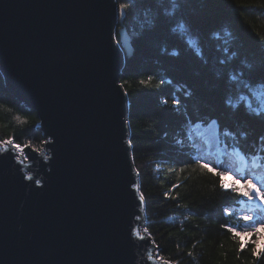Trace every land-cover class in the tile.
<instances>
[{"label": "water", "instance_id": "obj_1", "mask_svg": "<svg viewBox=\"0 0 264 264\" xmlns=\"http://www.w3.org/2000/svg\"><path fill=\"white\" fill-rule=\"evenodd\" d=\"M122 13L116 0H0V71L51 140L24 149L27 166L0 153V264H153L151 238L133 235L146 215L130 189Z\"/></svg>", "mask_w": 264, "mask_h": 264}, {"label": "trees", "instance_id": "obj_2", "mask_svg": "<svg viewBox=\"0 0 264 264\" xmlns=\"http://www.w3.org/2000/svg\"><path fill=\"white\" fill-rule=\"evenodd\" d=\"M116 3L123 13L115 38L121 45V27L130 37L121 83L131 154L157 254L173 264H264V255H251V243L241 251L221 227H248L238 209L244 198L195 166L198 142L189 130L216 121L222 148L264 165V0ZM39 122L9 94L0 72V140L42 148ZM173 184L179 187L166 197Z\"/></svg>", "mask_w": 264, "mask_h": 264}, {"label": "snow or ice", "instance_id": "obj_3", "mask_svg": "<svg viewBox=\"0 0 264 264\" xmlns=\"http://www.w3.org/2000/svg\"><path fill=\"white\" fill-rule=\"evenodd\" d=\"M151 77L148 78V81L141 80V84L150 83ZM121 88H123V84L120 85ZM125 95H127V92L125 90ZM178 100H173V105H178ZM210 141H215V132L212 131L208 134ZM51 140L46 139L41 141L42 145L50 144ZM129 145L132 144L131 140H128L127 142ZM25 148H32L35 152L43 153V148H35L31 142L27 144H21L16 143L14 138H9L5 140H0V153L3 152H12L14 155V159L18 164L26 165L27 162V156L24 154ZM43 159L47 161L49 157L47 155L43 156ZM241 169L240 171L243 172L244 168L248 167L247 162L244 159H241ZM195 166L198 167L202 172H207L208 174L214 175L215 177L219 178V184L220 188L224 192H229L233 194L236 197H243L244 200L255 202L260 201L261 204H264V184L257 183L258 180L261 178L259 176L255 175H241L240 177H236L232 174L230 170L224 169L222 167L214 166L212 163L203 160V159H197L195 160ZM253 168H257L258 165L253 162L252 164ZM136 174H139L138 169H134ZM180 172L184 171V168H180ZM26 180H32L31 174H27L24 177ZM36 185L40 186V181L36 180ZM179 187L178 184H173L171 188H169L168 192H165L164 195L167 197L171 191H173L175 188ZM130 189L133 190L135 193L138 194V201L142 205L144 202V194L140 191V186L133 183L130 185ZM176 197H172V199H175ZM244 202L243 200L241 201ZM255 205H249V210H251ZM225 215H231L230 211L226 208L224 210ZM137 220L140 219L139 216L136 217ZM241 219L244 222H252L248 227H245L243 230H240L236 227H233L229 224H222L221 227L226 229L227 232L232 234V239L234 241H239V248L241 251H243L249 243L253 245L251 248V255L254 258H259L262 255H264V222H261L259 220H254V217L249 214H245L241 217ZM144 233L147 234L150 238L151 234L148 232L147 228L143 229ZM133 235L143 240L145 237L140 234V231L138 229H135L133 232ZM253 236H255V239H251ZM153 245H155V241H152ZM158 247V246H157ZM149 260H153V264H155L156 261H159L160 264H173L172 261L167 260L164 258V256L157 255L153 257L151 253L148 257Z\"/></svg>", "mask_w": 264, "mask_h": 264}, {"label": "rangeland", "instance_id": "obj_4", "mask_svg": "<svg viewBox=\"0 0 264 264\" xmlns=\"http://www.w3.org/2000/svg\"><path fill=\"white\" fill-rule=\"evenodd\" d=\"M260 94L258 92H254V99H258ZM247 102H249L248 99H246ZM193 133L197 134L198 136H201L204 145L203 147L200 148L195 147V150L197 153H202L206 152L207 156L204 154L202 156L197 155V157H201L203 160H206L210 163H212L214 166L217 167H222L224 169L230 170L233 175L236 177H240L241 175H255L259 176L261 179L257 181L259 184H264V171H262L263 174L258 171L259 168L255 171L248 170L245 173L240 171V165H241V157L239 154L236 153H231V155L228 158H224L223 155L221 154V150L219 148V143L216 135V130L212 126V124H209L208 127L203 128L199 125H196L194 127L190 128ZM214 131L215 132V141H210L208 134L210 132ZM252 167H250L251 169ZM246 169V168H245ZM255 205L251 210H249V205ZM243 211L246 214L252 215L254 217V220H259L261 222H264V204H261L260 201H247L246 204L243 205ZM250 223H252L250 221ZM144 227L141 228L138 227V230L140 233L143 235L145 234L143 231ZM157 250H154V253L152 256H157Z\"/></svg>", "mask_w": 264, "mask_h": 264}, {"label": "bare ground", "instance_id": "obj_5", "mask_svg": "<svg viewBox=\"0 0 264 264\" xmlns=\"http://www.w3.org/2000/svg\"><path fill=\"white\" fill-rule=\"evenodd\" d=\"M1 72V71H0Z\"/></svg>", "mask_w": 264, "mask_h": 264}]
</instances>
